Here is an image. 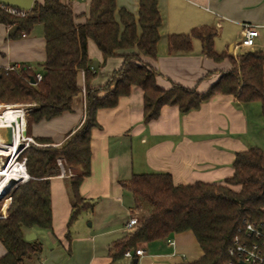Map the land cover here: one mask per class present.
<instances>
[{
	"label": "trees",
	"instance_id": "trees-1",
	"mask_svg": "<svg viewBox=\"0 0 264 264\" xmlns=\"http://www.w3.org/2000/svg\"><path fill=\"white\" fill-rule=\"evenodd\" d=\"M138 7L135 18L127 9L116 8L115 0H90L87 19L76 24L72 9L61 0H35L25 16L10 14L0 5V23L17 26L10 36H23L33 24L40 23L46 41L41 80L25 64L0 66V101L34 103L28 122H38L72 109V99L82 89L76 80L78 69L84 71L86 86L82 123L60 145H52L49 137H35L42 146L28 145L19 155L25 157L28 178L6 191L10 203L7 215L0 217V242L6 252L0 257V264H25L41 249L40 241H28L24 235L26 229L34 226L52 228L49 178L61 173L58 159L75 170L67 178L73 198L68 223L77 218L80 208L92 206L91 202L82 201L78 188L90 172L91 130L98 126L96 111L115 106L133 85L143 90L146 121L157 117L163 105H177L185 113L221 93L232 94L245 103L258 101L264 127V50L246 49L236 57L219 53L213 48L215 31L208 26L170 34L171 52L187 51L192 39L199 38L208 57H228L231 68L223 71L204 92L174 82L168 89L162 88L155 82L158 71L145 61L157 57L158 29L162 23L157 0H139ZM90 38L105 58L121 49L134 50L122 53L121 67L99 86H90L96 75L86 53ZM232 167V176L218 183L175 184L172 176L160 171L133 174L123 185L133 193L134 207H145L147 215L139 219L132 233L115 243L113 254L122 257L127 248L135 249L138 243L191 230L203 253L196 260L179 264H225L233 259L227 250L236 237L246 238L244 224L264 222V151L257 146L237 151Z\"/></svg>",
	"mask_w": 264,
	"mask_h": 264
},
{
	"label": "crops",
	"instance_id": "crops-1",
	"mask_svg": "<svg viewBox=\"0 0 264 264\" xmlns=\"http://www.w3.org/2000/svg\"><path fill=\"white\" fill-rule=\"evenodd\" d=\"M61 1L72 9L74 23L85 22L90 0ZM138 1L115 3L116 8L123 7L137 18ZM157 7L162 22L157 57L145 61L158 71L155 82L162 88L168 89L174 82L204 92L231 68L228 57H208L199 38L192 39L189 50L171 52L170 34L208 26L215 31L214 50L235 57L241 49L237 43L242 37V24L251 23L257 26L258 34L251 49L264 50V0H157ZM115 17L118 21L117 13ZM10 28L0 23V66L25 64L42 74L46 57L43 26L35 23L28 33L13 37ZM137 31L140 33L139 26ZM87 40L86 53L96 70L90 86L104 84L121 67L122 53L134 51L121 49L105 58L96 42ZM77 71L76 80L82 89L73 97L72 109L51 119L31 122L30 135L49 137L57 146L82 123L85 75L82 69ZM143 114V90L136 85L120 96L115 106L96 111L98 126L91 130L90 172L78 188L82 201L92 206L80 208L77 218L68 223L73 198L67 178L75 170L63 167L59 175L51 176L52 228L34 226L25 230L41 242V249L25 264H179L201 257L203 252L191 230L138 243L135 248H141L143 256L116 257L115 243L135 229L126 228L128 218L147 215L145 207H134L133 193L123 183L133 174L156 171L168 173L175 184L218 183L231 177L235 152L259 147L258 138L264 131L260 103H245L232 94L215 93L185 113L169 104L161 106L159 115L152 120L146 121ZM8 203L9 198L0 207L1 217L7 215ZM5 252L0 242V257Z\"/></svg>",
	"mask_w": 264,
	"mask_h": 264
},
{
	"label": "built area",
	"instance_id": "built-area-1",
	"mask_svg": "<svg viewBox=\"0 0 264 264\" xmlns=\"http://www.w3.org/2000/svg\"><path fill=\"white\" fill-rule=\"evenodd\" d=\"M4 9L10 14H18L19 16H25L27 11L19 10L15 7L4 6ZM24 35V34H23ZM257 26L251 23L242 24V37L237 43L239 48H251L255 45V37L257 36ZM35 78L37 80L42 79L41 73H36ZM57 162L61 164V160ZM1 217V215H0ZM139 219L136 216H131L126 221V228L136 227ZM243 233L245 239L236 237L233 246L228 248L229 254L233 259L226 261L225 264H264V222L250 221L246 222L243 226ZM124 257L131 259L133 255L143 256V250L141 248H135L131 250L127 248L123 252ZM36 264H43L38 262Z\"/></svg>",
	"mask_w": 264,
	"mask_h": 264
},
{
	"label": "bare ground",
	"instance_id": "bare-ground-1",
	"mask_svg": "<svg viewBox=\"0 0 264 264\" xmlns=\"http://www.w3.org/2000/svg\"><path fill=\"white\" fill-rule=\"evenodd\" d=\"M1 107L3 106L0 105V111ZM19 110L9 105L0 112V156H8V161L6 162L0 159V193L11 180L28 177L22 162H15L22 140H27L26 134L23 133L25 129L22 125L25 120L24 115ZM8 127H11L12 139L10 140L6 135Z\"/></svg>",
	"mask_w": 264,
	"mask_h": 264
},
{
	"label": "rangeland",
	"instance_id": "rangeland-1",
	"mask_svg": "<svg viewBox=\"0 0 264 264\" xmlns=\"http://www.w3.org/2000/svg\"><path fill=\"white\" fill-rule=\"evenodd\" d=\"M252 48V47H251ZM251 48H241L240 49V51H238L237 52V55L239 54V53H241V52H244V50H246V49H251ZM236 55V56H237ZM235 56V57H236ZM0 105H2L3 107H1L2 109H1V111L0 112H2V110H3V108H6L7 106H14V109H16V110H19V111H22L23 112V115H24V121H23V126H24V129H25V134H26V136H27V140H22V142H21V145L20 146H22V147H20V151H19V153L16 155V163L18 162V163H21L22 162V164L24 165V161H25V157H23V156H19L20 154H21V152H22V150H23V148H25V147H27L28 145H35V146H42L41 144H39L36 140H35V137L34 136H32V135H30L29 133H28V125L30 124L28 121H29V118H28V112H29V110H30V108L31 107H33L34 106V103H26V102H19V101H15V102H3V101H0ZM26 121V122H25ZM24 122H25V124H24ZM258 142H259V147L264 151V131H263V133H262V136L260 137V139L258 138ZM2 160H3V162H6V161H8V156L7 155H5V156H2ZM59 164V163H58ZM61 164H62V162H61ZM60 165V164H59ZM25 166V165H24ZM63 167H65L66 169L68 168V167H66L64 164H62V165H60V168H61V170H62V168ZM25 171H26V168H25ZM28 174V173H27ZM28 177H25V178H17L14 182H12V181H10L7 185H6V187L2 190V192L0 193V207L3 205V203L5 202V200L7 199V198H9V203H10V197L8 196V194H6V191L8 190V189H10L13 185H15V183H17V182H23V181H25L26 179H27ZM9 203H8V205H9ZM8 208V207H7ZM6 212H7V209H6Z\"/></svg>",
	"mask_w": 264,
	"mask_h": 264
},
{
	"label": "water",
	"instance_id": "water-1",
	"mask_svg": "<svg viewBox=\"0 0 264 264\" xmlns=\"http://www.w3.org/2000/svg\"><path fill=\"white\" fill-rule=\"evenodd\" d=\"M35 0H0V5H4V6H9V7H15L19 10H24L27 11L31 8L33 2ZM17 26L12 25V27L10 28V33L13 32L14 30H16ZM34 78L30 77V82L34 83ZM23 133L25 134V130H23ZM6 135L8 136L9 140L12 139V134H11V127H8L6 129ZM22 147V146H20ZM16 179L11 180L12 182H14ZM25 239L30 241L33 240L35 238V234L34 233H25L24 235ZM240 264H244L243 262H240Z\"/></svg>",
	"mask_w": 264,
	"mask_h": 264
}]
</instances>
